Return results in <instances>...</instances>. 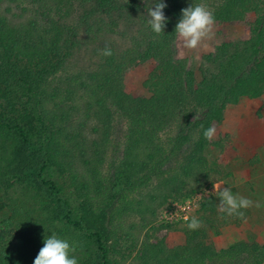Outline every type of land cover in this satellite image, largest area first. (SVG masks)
<instances>
[{
  "label": "trees",
  "instance_id": "16d2710c",
  "mask_svg": "<svg viewBox=\"0 0 264 264\" xmlns=\"http://www.w3.org/2000/svg\"><path fill=\"white\" fill-rule=\"evenodd\" d=\"M75 1H29L38 3V16L20 0H0V159L7 161L0 166V215L10 213L0 218V264H33L43 247L37 238L51 232L78 237L81 264H123L130 256L136 264H262L264 243L240 240L216 250L205 242L208 230L241 218L220 213L213 191L204 194L229 172L221 174V165L209 161L208 147L219 142L203 133L219 126L227 104L262 99L264 0H168L164 33L142 23L126 48L105 44L92 68L69 71L75 51L120 28V20L89 21L87 13L132 9L137 0H97L82 14L83 30L69 21ZM199 3L221 24L243 23V31L202 55L196 80L179 56L175 25L181 9ZM106 47L111 56L103 55ZM147 61L150 95L124 92L122 74ZM116 130L120 140L113 143ZM19 180L28 189L22 196L31 190L40 196L36 214L10 196ZM198 192L203 195L190 216L202 227L193 231L181 222L184 244L154 242L147 232L140 239L148 224L176 230L178 223L157 221L158 210ZM8 225L28 232L24 253L8 240L15 239Z\"/></svg>",
  "mask_w": 264,
  "mask_h": 264
},
{
  "label": "rangeland",
  "instance_id": "374dc122",
  "mask_svg": "<svg viewBox=\"0 0 264 264\" xmlns=\"http://www.w3.org/2000/svg\"><path fill=\"white\" fill-rule=\"evenodd\" d=\"M29 1L31 0H20V3L24 5L30 13H36V15L39 16L37 13L38 3H32ZM108 1L111 4L128 2V0ZM156 2L157 0H137L135 1L136 5L130 6L132 9L120 7L121 9L114 8L110 12H107L105 8H98L87 13L89 16L86 19L89 21L99 20L107 23L112 20H120L118 22L120 28H117L114 31H108L90 46H83L75 51L70 63L71 68L67 66V68H70L69 71H76L79 70V68H92L98 60V53L100 51L102 52L105 44L109 45V43H112L119 48H126L128 44L131 43L128 36L139 28L140 24H146L148 22L150 19L148 9L154 7ZM162 2L168 6V0H162ZM98 4L97 0H76L74 13L69 20L70 23L75 25L76 23L80 24V27L83 30L85 23L82 14L84 13V10L92 9ZM164 14L166 15L165 11ZM78 19H80V21ZM127 19L129 21H127ZM250 19H253V14L250 15ZM242 27L243 23L239 25H224L215 21L213 27L214 35L210 40L206 41L208 47L199 50V59L194 58L195 54L193 52L185 50L186 54L184 57H186L188 67L194 71L196 80L200 79L199 66L202 61V55L208 53L205 50H208L213 46L215 47V45L220 43L224 38L230 40L237 39L243 31ZM19 67L20 69L24 68L22 65ZM60 70L67 72L63 69ZM148 73V61L132 66L121 76L120 84L122 90L132 96H149L150 92L144 86V81L147 78ZM261 98V101H258L242 97L236 104H227L223 112L224 118L216 128V134L212 139L213 141L219 142V144L210 145L206 152L209 161H215L221 165V174L229 172V175L225 178L218 177L221 180H217L214 183H222L221 188L230 187L234 194L251 199L254 202V205L257 203L260 205V207L253 206L247 208L248 214L240 221L220 225L218 227V232L214 229L207 231L205 242L211 244L216 250L226 248L240 240H255L258 243H264V93ZM47 106L50 107L49 104ZM78 106L80 107L81 105ZM74 117L75 121L82 122L80 116L74 114ZM111 139L113 143L119 141L120 131L116 130L111 136ZM6 165L7 161L0 159V166ZM11 166H17V163L12 164ZM106 167L107 166H103L104 169ZM33 168H35V166ZM57 175V172H55L52 177L55 178ZM59 180L62 181L63 179L60 178ZM25 186L27 185H25L24 182L20 180L19 182L15 181V191L10 193V196L16 199L17 197L23 199L26 203L25 205H21L26 208L27 204L28 209H31V212L36 214V212H39L40 210L38 206L40 196L36 194L34 190H31L32 192H30V195L22 196L21 194H25V192L28 191ZM67 190L68 189L65 190L66 194ZM51 197L48 196V198ZM72 199H75L74 196H71V200ZM75 202L76 200L73 203ZM164 206L158 210L157 215H159L160 210L164 208ZM37 208L39 210H36ZM8 214L10 213L7 212L2 216L0 215V218L7 219L6 216ZM130 217L135 221H138L139 219V216ZM129 222V220L126 221L127 224ZM4 225H6V223H4ZM175 226L177 229H180V226L182 225L178 224ZM7 229L11 230L15 236V239L10 236L11 239L8 237V240H12L14 244H17V248L20 250L19 252L24 253L25 250H23V246L29 240L28 232L24 231L19 233V229L14 225H8ZM170 231L174 230L166 231L163 228L153 230L151 224H148L147 227L140 230V239L147 232L150 235L151 240L154 242L161 238L166 241ZM51 234L52 232L46 233L42 235L41 238L44 240L45 236ZM61 238L67 239L75 247V252L73 253L75 256L82 257L81 254L84 250L80 246H77L78 237L76 235L73 234V236H68L63 232ZM37 239L43 245L44 241L39 238ZM112 243L117 249H121V244H115V239ZM114 256L118 257L120 255L114 253ZM132 258L133 256H130L123 264H136L135 259L132 260ZM78 264H81L80 260H78ZM262 264H264V262Z\"/></svg>",
  "mask_w": 264,
  "mask_h": 264
},
{
  "label": "clouds",
  "instance_id": "9594fccd",
  "mask_svg": "<svg viewBox=\"0 0 264 264\" xmlns=\"http://www.w3.org/2000/svg\"><path fill=\"white\" fill-rule=\"evenodd\" d=\"M154 7L148 9L150 19L148 24L152 31L156 34L164 33L166 26V16L163 9L167 6L162 0H157ZM181 18L175 25V33L179 41V56L183 58L186 54L185 50L193 52L194 58L199 59V50L208 47L206 41L210 40L213 35V27L215 17L213 12L203 3L191 4L189 7L181 9ZM103 55L111 56L110 48L103 50ZM215 126L208 127L204 130V137L207 140H212L216 134ZM222 183L213 184V189L216 197L219 198L217 205L220 213L229 216H238L244 218L242 209H247L253 206L260 207L257 203L244 196L234 194L230 187L221 188ZM198 207V203L194 205ZM192 204L186 208L191 211ZM189 230H197L202 227V221L196 216L184 217ZM75 252V247L64 238L59 237L55 232L45 236L43 247L40 248L36 255L33 264H78L77 257L72 255Z\"/></svg>",
  "mask_w": 264,
  "mask_h": 264
},
{
  "label": "built area",
  "instance_id": "2783aa9c",
  "mask_svg": "<svg viewBox=\"0 0 264 264\" xmlns=\"http://www.w3.org/2000/svg\"><path fill=\"white\" fill-rule=\"evenodd\" d=\"M213 187L208 189L204 194L207 195L209 191H213ZM203 194L201 192L196 193L192 197L185 199L184 201H172L169 205L162 208L158 215V221L165 223H178L185 222L184 217L190 216L195 209V204L201 198ZM191 202V211H187L186 208Z\"/></svg>",
  "mask_w": 264,
  "mask_h": 264
},
{
  "label": "crops",
  "instance_id": "0c3cea01",
  "mask_svg": "<svg viewBox=\"0 0 264 264\" xmlns=\"http://www.w3.org/2000/svg\"><path fill=\"white\" fill-rule=\"evenodd\" d=\"M219 44V43H217ZM216 44V45H217ZM214 50V46L209 48L208 50H205L206 52H210ZM203 51V52H205ZM216 184V183H215ZM167 243L170 245H181L185 243V235L181 229H177L174 231H170L167 236Z\"/></svg>",
  "mask_w": 264,
  "mask_h": 264
}]
</instances>
